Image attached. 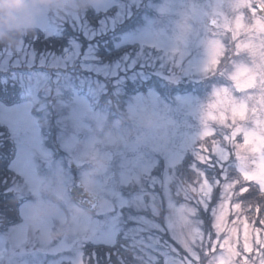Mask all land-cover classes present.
I'll use <instances>...</instances> for the list:
<instances>
[{
  "label": "rangeland",
  "instance_id": "rangeland-1",
  "mask_svg": "<svg viewBox=\"0 0 264 264\" xmlns=\"http://www.w3.org/2000/svg\"><path fill=\"white\" fill-rule=\"evenodd\" d=\"M226 2L51 0L17 29L28 40L0 51V88L18 86L22 100L0 102L15 146L4 192L18 197L15 221L0 218V264H98L86 246L119 238L136 249L133 264H264V219L237 200L238 178L264 192V172L227 130L213 138L204 123L214 90L229 83L204 71L209 22ZM88 9L103 16L89 20ZM28 28L68 35L67 46L37 52ZM229 37L217 39L230 73L248 58L235 57ZM108 41L120 56L103 61ZM77 181L99 197L94 212L74 202ZM229 202L236 219L217 233Z\"/></svg>",
  "mask_w": 264,
  "mask_h": 264
},
{
  "label": "snow or ice",
  "instance_id": "snow-or-ice-1",
  "mask_svg": "<svg viewBox=\"0 0 264 264\" xmlns=\"http://www.w3.org/2000/svg\"><path fill=\"white\" fill-rule=\"evenodd\" d=\"M212 26L216 39L210 42L204 71L211 77L226 76L229 83L214 90L204 114L205 126L211 129L213 138L218 128L227 130V140L250 160L254 173L264 172V0H227ZM221 33L230 34L236 58H248V63L235 64L230 73L225 71V64L234 59L225 56L221 67L224 45L217 39ZM210 121L219 127L210 126ZM244 192L241 189V195ZM232 209L231 202L221 208L214 225L217 233L235 221V216L229 221Z\"/></svg>",
  "mask_w": 264,
  "mask_h": 264
},
{
  "label": "trees",
  "instance_id": "trees-1",
  "mask_svg": "<svg viewBox=\"0 0 264 264\" xmlns=\"http://www.w3.org/2000/svg\"><path fill=\"white\" fill-rule=\"evenodd\" d=\"M93 11L92 8H90ZM89 10V9H88ZM90 10L88 11V19L93 21L98 20L103 16L102 13L92 14ZM94 12V11H93ZM27 34L35 36L36 38L31 40L33 48L37 52L42 51H60L63 47H66L68 41V35L62 34L56 37L44 36V33L37 28H28L26 30ZM28 38L22 34L20 30L12 33L3 43H0V51L7 48L8 46H16L18 40ZM33 41V42H32ZM102 48L99 49L97 54L103 61H111L116 59L121 49H114L113 43L108 41L106 44L101 45ZM21 90L18 86H10L7 84L3 89L0 88V102L5 105H14L19 103L21 100L20 96ZM15 155V146L13 141L10 138V134L3 126H0V218L4 222L8 220L14 222L16 215L18 214V197L12 193L4 192L6 190V183L10 184L15 174L10 169L9 165L13 160ZM231 168V167H230ZM181 169H184L181 171ZM182 172L183 176L186 178L189 176V172L186 171V165H182L179 169ZM231 173H234L235 177L238 178L237 173L234 169H230ZM237 192L244 189L245 192L241 195V192L238 194L237 200L245 209L246 214L256 215L260 219H264V192H262L256 183L241 181L238 178L237 181ZM247 189H250L247 191ZM11 222V223H12ZM95 250V256L97 257L98 264H133L135 262L134 250L127 244V242L119 238L114 245H87L86 254L93 255L92 251Z\"/></svg>",
  "mask_w": 264,
  "mask_h": 264
},
{
  "label": "clouds",
  "instance_id": "clouds-1",
  "mask_svg": "<svg viewBox=\"0 0 264 264\" xmlns=\"http://www.w3.org/2000/svg\"><path fill=\"white\" fill-rule=\"evenodd\" d=\"M51 0H0V43L27 23L38 7L49 6Z\"/></svg>",
  "mask_w": 264,
  "mask_h": 264
},
{
  "label": "water",
  "instance_id": "water-1",
  "mask_svg": "<svg viewBox=\"0 0 264 264\" xmlns=\"http://www.w3.org/2000/svg\"><path fill=\"white\" fill-rule=\"evenodd\" d=\"M209 24L212 26V21H210ZM69 192L75 202L89 210L94 211L99 204V197L89 193L80 182H77L71 187Z\"/></svg>",
  "mask_w": 264,
  "mask_h": 264
}]
</instances>
